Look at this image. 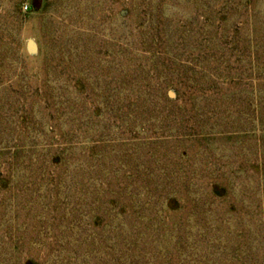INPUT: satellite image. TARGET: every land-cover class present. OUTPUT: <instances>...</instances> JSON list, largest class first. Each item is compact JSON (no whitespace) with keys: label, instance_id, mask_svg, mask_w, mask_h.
<instances>
[{"label":"rangeland","instance_id":"1","mask_svg":"<svg viewBox=\"0 0 264 264\" xmlns=\"http://www.w3.org/2000/svg\"><path fill=\"white\" fill-rule=\"evenodd\" d=\"M0 264H264V0H0Z\"/></svg>","mask_w":264,"mask_h":264}]
</instances>
